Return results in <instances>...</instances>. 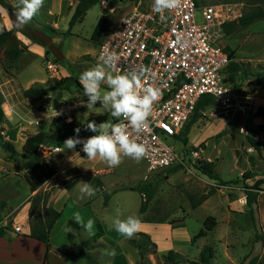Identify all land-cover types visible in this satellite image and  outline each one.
Here are the masks:
<instances>
[{
    "label": "rangeland",
    "instance_id": "1",
    "mask_svg": "<svg viewBox=\"0 0 264 264\" xmlns=\"http://www.w3.org/2000/svg\"><path fill=\"white\" fill-rule=\"evenodd\" d=\"M106 1L115 11L103 8L99 1L71 26L70 33H67L68 21L75 0H44L39 14L23 27L15 26L9 16L10 9L16 10L17 0H4V4H0V32L11 30V34L0 43V101L4 114L0 124V169L2 166L8 168L7 171L0 170V197L4 198L7 206L24 203L30 189L22 174L13 172L16 167L22 173L25 160L16 155L13 160L15 167L7 166L4 160L10 159V153L1 142L7 141L20 151L28 134L52 132L59 118L72 119L84 132L80 137L86 139L92 132L85 130L88 121L97 124L112 121V116L100 107L99 102L89 109L82 104L67 111V104L72 100L87 102L88 98L75 80L79 82L83 71L97 66L99 40L108 35L110 28L124 14L120 15V8L128 3V0ZM216 2L239 3L241 14L243 10L256 7L259 0H206L208 4ZM30 28L51 36L64 58L61 61L55 59L48 46L30 34ZM242 29V35L224 36L218 44L222 49L224 46L235 49L236 61L254 64L253 59L264 57V18ZM11 48L22 50L15 60L9 57ZM257 70V67H251L252 72ZM67 76L72 79L42 99H28L22 94L27 87L51 85ZM250 79L253 76L246 71L236 72L231 77L226 70L223 73L226 85L254 96L253 110L249 115L223 120L222 114L210 115L213 108L206 107L204 116L190 126L185 143L172 136L166 137L178 160L148 174L144 159L137 162L124 157L118 167H109L98 159L89 160L82 151V145L72 150L64 144L49 143L40 147L50 167L58 172L49 185H46L47 180L39 187L37 198L39 201L45 198L47 202L50 193V205L62 210L61 219L48 233L50 256L46 263L164 264L163 254L173 249L182 256V261L176 264H191V260L198 259L204 245H210L212 249L208 264H248L255 255L264 258V245L254 241V233L264 231V183L259 185L260 189L251 187L256 180L264 179V131L258 128L263 120L254 115L256 107L264 105V90L251 91L247 84ZM101 90L107 91V86L102 85ZM6 105L12 108L10 114L4 109ZM27 120H36L37 123L29 125ZM241 125L247 133L239 132ZM247 136L259 141L260 153L250 146ZM55 146L60 150L49 153ZM203 164L210 165L217 178L225 183L205 175L198 167ZM173 166L176 167L174 170L171 169ZM245 172H250V177H243ZM73 178L79 181L72 190L62 186ZM93 178L101 180L102 189L93 197L81 199L79 188L83 182L91 184ZM145 185L150 186V199L146 210L140 213V203L147 192L144 194L139 190ZM213 187L215 190L211 195L197 207H191V196L197 199ZM245 187L256 192L251 206L246 203ZM104 194L109 195L106 204H103ZM118 210L121 219L128 216L141 219L140 231L147 233L156 245L153 252L140 258L128 238L109 228ZM75 212H80L85 222L89 218L95 221L94 236L89 237L82 227L69 223V220L74 221ZM34 213L35 210L31 211ZM208 215L214 216L215 226L206 235L193 240ZM11 218H0V226L13 223L16 215ZM32 218L35 220L34 216ZM180 218L183 219L181 225L171 227L168 223ZM21 223H25V218ZM33 231H38V228L34 227ZM69 233L71 237L67 235ZM63 244H68L76 256L56 251V246ZM82 249L91 253L93 260L82 257ZM106 250H115V255L106 254Z\"/></svg>",
    "mask_w": 264,
    "mask_h": 264
},
{
    "label": "built area",
    "instance_id": "2",
    "mask_svg": "<svg viewBox=\"0 0 264 264\" xmlns=\"http://www.w3.org/2000/svg\"><path fill=\"white\" fill-rule=\"evenodd\" d=\"M133 1L112 35L98 44L96 55L116 53L120 57L114 74L146 67L149 72L143 80L145 86L161 91L149 117L148 131L137 134L129 128L131 137L147 149L143 159L148 174L178 160L166 137L176 138L202 95L213 99L208 106L213 108L210 115L220 113L223 120L249 115L254 96L223 81L230 58L218 41L225 35L223 24L241 15V4L216 2L199 6L197 0H182L179 8L165 13L167 22L161 23L159 14L152 11L154 0ZM101 3L103 8L113 9L106 0ZM82 101L86 103L72 100L67 111L82 105ZM4 109L8 114L12 112L10 106ZM119 122L116 118L111 121ZM27 123L33 125L37 121L27 120ZM238 129L247 133L243 125ZM59 150L55 146L49 153Z\"/></svg>",
    "mask_w": 264,
    "mask_h": 264
},
{
    "label": "trees",
    "instance_id": "3",
    "mask_svg": "<svg viewBox=\"0 0 264 264\" xmlns=\"http://www.w3.org/2000/svg\"><path fill=\"white\" fill-rule=\"evenodd\" d=\"M101 0H75L72 13L70 15L68 21V30L67 33H70L71 26L80 21L87 9H89L92 5L96 4ZM202 2H206V0H201ZM0 4H4V0H0ZM264 18V0H259V3L256 7H252L248 10H243L241 15L238 16L236 19L225 22L223 24V30L225 34H230L233 32L239 31L241 28L249 25L250 23L254 22L257 19ZM11 34V30H3L0 32V43H2L8 35ZM225 51H227L230 62L225 68L227 74L231 77L236 72L246 71L249 72L253 79H250L247 84L251 91L255 90H264V62H258L251 64L249 61H236L234 51L231 49H227V47H223ZM22 50L19 48H11L8 51L9 57L12 60L17 59ZM255 66L258 68L256 72L251 71V67ZM70 76L64 77L57 82L51 85H40V86H30L23 90L22 94L25 98L28 99H42L47 96L51 91L56 90L58 88L63 87L65 82L71 80ZM78 86L82 87L78 80H75ZM0 101V124L4 119L3 110L1 108ZM213 103L212 97L208 95H202L198 102L196 103L195 109L193 114L191 115L190 119L185 123L182 127L181 131L176 135L177 139L182 140L184 143L187 141V134L189 132L190 126L196 120L204 116L203 111L206 107L210 106ZM256 117H260L263 120L262 124L258 125L259 130L264 131V105H258L254 112ZM59 122L56 123L54 130L50 133L38 131L35 133L28 134L25 138L21 146V150L17 151L13 148L12 144L3 141L1 145L10 153V156L14 159V156L20 155L21 158L25 160L26 166V174H24L25 179L27 180L30 190L33 191L39 188L42 184H44L55 172L56 170L51 168L47 157L43 156L40 152V147L45 146L49 143L54 145H62L64 141L69 137H74L76 135L75 129L79 127L81 131L79 132V136L84 135V132L80 126H78L72 119L66 118H59ZM70 121V122H69ZM96 133L89 132L88 137L95 135ZM247 141L252 146V148L257 152L260 153L261 147L260 143L257 139L253 138L252 136H247ZM85 154V153H84ZM86 155V154H85ZM199 169L207 175L209 178L218 179L217 176L213 173L212 168L208 164H203L198 166ZM176 167H172L171 169L174 170ZM250 172H245L243 177H250ZM78 178H73L72 180L65 182L64 187L69 190L76 182ZM221 183H225L223 180L218 179ZM264 183V179H258L255 181L253 186L254 189H260L259 185ZM91 185L98 189L99 192L102 188V182L98 178H93L91 181ZM215 188L213 187L209 192L201 194L197 199L191 198V207H197L204 199H206L212 192H214ZM140 192L145 194V199L141 201L139 212L142 213L146 210L147 202L150 199V186L145 185L139 190ZM96 192V193H97ZM245 198L246 203L251 206L252 202L255 199L256 192L253 191L251 188L245 187ZM38 194V193H37ZM37 194L34 195L31 203V211L35 210V213L32 214V217H35L33 220V226L38 228V231H33L30 235L38 240L42 241L46 245V249L48 251L49 248V231L50 229L56 224L58 219L62 217V211L56 210L53 207L46 206V199L42 198L40 201L37 198ZM109 195L104 194L103 204L108 202ZM41 204V206H40ZM6 206V202L0 200V218H2V213L4 212ZM183 219L172 220L168 223L171 227H175L181 225ZM70 224H73L74 227H78V225L73 221L69 220ZM215 226V218L212 215H208L203 222V228H201L198 233L194 236L193 240L197 239L198 237L206 235L209 231L213 229ZM33 227V228H34ZM11 222L7 225L0 226V236L11 231ZM71 237V234H67ZM134 238L129 239V243L137 249L138 255L140 258L144 257L146 253L153 252L156 248V245L150 239L149 235L145 232L140 231L136 234ZM254 241H259L261 244L264 245V231H256L254 233ZM56 251L69 256H76L74 251L70 248L68 244L58 245L56 246ZM82 257L93 260L91 253L82 249L81 250ZM212 257V249L210 245H204L200 252L198 259L191 260V264H208ZM45 254V259H46ZM162 259L164 264H176L182 261V256L179 252L169 249L165 254H163ZM141 261L139 260V263ZM248 264H264V258L255 255L251 257L248 261Z\"/></svg>",
    "mask_w": 264,
    "mask_h": 264
},
{
    "label": "clouds",
    "instance_id": "4",
    "mask_svg": "<svg viewBox=\"0 0 264 264\" xmlns=\"http://www.w3.org/2000/svg\"><path fill=\"white\" fill-rule=\"evenodd\" d=\"M181 2L182 0H154L152 11L159 14L161 23H166L168 17L165 13L179 8ZM43 5L44 0H17L14 24L17 27L29 24L39 14ZM119 60L120 57L116 53H101L97 66L80 74L79 83L82 86L83 95L88 98L86 103L82 101L85 107L92 108L99 102L105 112L120 122L106 121L97 124L95 121H88L85 130H90L96 133L95 135L83 139L79 136L81 129L77 127L74 130L76 135L67 138L63 143L68 150L82 145V151L89 160L98 159L109 167H118L124 157L139 162L146 156L145 145L131 137L129 128L137 134L148 131L153 105L161 96L160 89L145 86L143 80L149 72L146 67H142L139 71L132 70L126 74H114ZM102 85H106L108 90L102 92ZM97 191L98 189L90 183L83 182L79 188L80 198L93 197ZM73 219L87 232L89 237L95 235L93 219L89 218L85 222L80 212H75ZM141 224V219L136 216L121 219L118 210L109 228L114 229L121 236L131 239L140 232ZM106 254L115 255V250H106Z\"/></svg>",
    "mask_w": 264,
    "mask_h": 264
},
{
    "label": "crops",
    "instance_id": "5",
    "mask_svg": "<svg viewBox=\"0 0 264 264\" xmlns=\"http://www.w3.org/2000/svg\"><path fill=\"white\" fill-rule=\"evenodd\" d=\"M133 0H128V3L125 4L123 7L120 8V15L124 13L123 15L127 14L132 5H133ZM197 4L203 5L206 4V2H202L201 0H197ZM103 7V5H102ZM114 9V8H113ZM117 9V8H116ZM112 10V9H110ZM115 11V9H114ZM121 15L119 19L123 16ZM119 19L114 23V25L110 28L109 33L107 36L103 37L101 40H99V43L108 37L112 35L114 32ZM55 25V23H53ZM225 33V32H224ZM239 34H243V29L241 28L239 31L230 33V34H225L224 36L229 37V36H237ZM234 51L235 55V60L237 59V54L236 50L232 48ZM249 60V59H248ZM252 61H255L256 63L258 62H264V57H256V59H253ZM113 119V117H112ZM10 159L4 160L5 164L7 166L15 167L13 159L9 155ZM11 162V163H10ZM55 169V168H54ZM0 170H8L5 166H2ZM16 175L22 174V177L25 179L24 174H26V166L22 168V173H19L17 171V168L15 167V171H13ZM57 170L56 172L48 179V182L46 185H49L51 183V179L57 175ZM26 180V179H25ZM27 181V180H26ZM79 180L69 189L72 190L78 183ZM28 183V182H27ZM64 186V185H62ZM48 188V187H47ZM30 189V187H29ZM43 191L45 192L46 188H42ZM50 189V188H48ZM39 188L31 191L29 193V196L25 200L24 203L16 204V205H9L5 206L4 212L2 213V218L6 216H11L12 218L16 215L15 221L12 223L11 221V227L12 230L1 235L0 236V264H53V263H46L47 258L50 256V248H48V251L46 249V245L44 242L38 240L37 238H34L30 235V233L33 230V218L31 214V203L32 199L35 194L39 193ZM12 192V191H11ZM4 196V195H3ZM50 193H49V198L46 202V206H50ZM0 200H4L3 197H0ZM6 202V201H5ZM41 206V204H40ZM16 210H19L18 213H14ZM60 211H62L60 209ZM14 214V215H13ZM11 218V219H12ZM25 218V223H21V221ZM45 254H46V259H45Z\"/></svg>",
    "mask_w": 264,
    "mask_h": 264
},
{
    "label": "water",
    "instance_id": "6",
    "mask_svg": "<svg viewBox=\"0 0 264 264\" xmlns=\"http://www.w3.org/2000/svg\"><path fill=\"white\" fill-rule=\"evenodd\" d=\"M15 11L16 10H13V9L9 10V16H10L11 21H12L13 24H14V19H15V14H14ZM29 32L42 45L48 46V48L50 50V53L53 55V57L55 59H57L58 61H61L64 58V55L61 53L59 48L53 43L51 36L47 35L43 31H40V30H37V29H33V28H30Z\"/></svg>",
    "mask_w": 264,
    "mask_h": 264
}]
</instances>
